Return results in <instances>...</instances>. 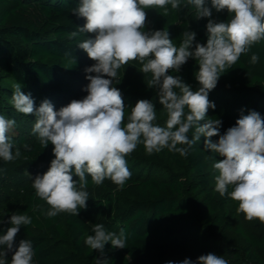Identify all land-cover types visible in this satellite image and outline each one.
I'll return each instance as SVG.
<instances>
[{
    "label": "trees",
    "instance_id": "1",
    "mask_svg": "<svg viewBox=\"0 0 264 264\" xmlns=\"http://www.w3.org/2000/svg\"><path fill=\"white\" fill-rule=\"evenodd\" d=\"M79 4L80 0H0V115L16 121L8 133L13 154L18 148L19 157L34 165L42 161L47 170L54 159L53 145H41L32 132L34 115L17 112L11 97L14 85L20 83L21 91L30 94L37 107L44 100L57 111L67 105L68 96H73L76 74L95 63L77 46L93 34L74 38L69 35L86 22L71 11ZM206 6L211 8V0H206ZM168 7L167 16L162 9L146 10L145 31L166 30L177 47L184 31H194L195 42L206 44L208 18L195 19L194 9L183 3L179 11ZM211 19L226 21L229 15L212 9ZM253 53L259 55L255 65L250 63ZM140 68L138 62L122 67L118 73L120 83L114 84L129 106L125 123L130 107L147 99L156 108L155 123L164 126L167 115L159 103L157 89L147 85L151 73L144 74ZM198 69L190 57L179 72L169 70L168 74L179 76L197 90ZM86 95L87 92L74 95L73 100ZM209 100L215 108L208 110L207 118L221 120V134L234 126L241 114L254 110L264 117V41L254 44L221 75L209 92ZM193 132L194 129L188 133L190 139ZM204 139L201 136L187 157L167 149L148 155L143 144L138 145L126 156L131 177L123 189L107 179L95 186L88 177L90 197L87 208L81 209L78 216L60 213L46 217L43 212L49 206L36 197L33 189L27 205L19 210V214L32 218L30 225L20 229L22 239L32 242L33 264H96L97 258L106 260V264H179L186 258L195 262L209 253L221 255L228 264H264V224L257 219L247 221L243 213L237 214V202L215 191L219 173L213 164L222 157L205 149ZM218 139L211 138L213 142ZM7 165L8 161L0 158V171ZM99 223L117 234L123 228L126 247L118 249L108 243L101 255L86 245V237Z\"/></svg>",
    "mask_w": 264,
    "mask_h": 264
},
{
    "label": "clouds",
    "instance_id": "2",
    "mask_svg": "<svg viewBox=\"0 0 264 264\" xmlns=\"http://www.w3.org/2000/svg\"><path fill=\"white\" fill-rule=\"evenodd\" d=\"M182 3L194 9L195 19L208 18L206 44L195 42L194 31L182 33L179 47L166 30L145 31L147 9H162L167 16L169 5L171 10L179 11ZM212 9L227 11L229 19L220 22L211 19ZM71 11L86 22L71 32L70 38L93 34L77 44L95 62L85 69L86 73H94L86 76L87 95L58 111L48 100L37 107L31 95L21 91L20 83L14 85L11 97L17 112L34 115L32 132L41 145L44 148L53 145L54 159L48 170L32 179L36 197L49 206L43 214L48 218L60 213L78 216L81 209L87 208L89 176L95 186L107 179L123 189L131 177L126 156L140 144L148 155L167 149L187 157L203 136L205 149L222 157L213 164L219 173L215 177V191L237 202V214L243 213L247 221L257 219L264 224V117L254 110L241 114L224 134L220 133L221 120L207 118L208 110L215 108L209 92L217 86L221 75L233 68L241 55L249 53L254 44L264 41V0H211V8L206 6V0H80L79 6ZM190 57L199 66L195 73L200 85L197 90L183 83L179 76L168 74L169 70L179 72ZM131 62L141 65L140 72L151 73L147 85L157 89L159 103L167 115L164 126L155 123L157 111L147 99L130 107L125 123V110L129 106L114 84L120 83L119 70ZM258 62L259 55L253 53L250 63ZM15 124L14 119L0 115V158L4 161L21 155L18 148L13 154L8 135ZM193 129L190 139L188 133ZM214 136L219 137L218 141L211 140ZM31 223L27 214L14 212L10 216L9 226L0 235V264H9V253H12L10 264H33L30 240L22 239L14 247L21 226ZM92 232L85 243L101 255L108 243L118 249L126 247L123 228L117 234L99 223ZM96 264H106V260L97 258ZM179 264H228V261L209 253L195 262L186 258Z\"/></svg>",
    "mask_w": 264,
    "mask_h": 264
},
{
    "label": "rangeland",
    "instance_id": "3",
    "mask_svg": "<svg viewBox=\"0 0 264 264\" xmlns=\"http://www.w3.org/2000/svg\"><path fill=\"white\" fill-rule=\"evenodd\" d=\"M85 70L79 71L75 76L73 96L86 92L89 81L86 79ZM73 96H68L67 105L73 100ZM47 171V165L40 161L34 165L27 159L18 157L12 161H8L7 167L0 171V235L4 234L9 226L7 221L15 212L19 214V210L27 205L28 196H30L32 188V179L37 175H42ZM23 238L22 231L15 238V242H19Z\"/></svg>",
    "mask_w": 264,
    "mask_h": 264
}]
</instances>
